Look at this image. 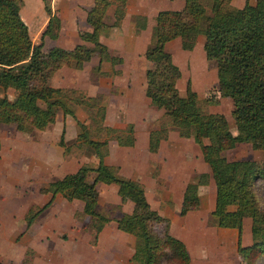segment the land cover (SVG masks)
Returning <instances> with one entry per match:
<instances>
[{"label": "trees", "instance_id": "trees-1", "mask_svg": "<svg viewBox=\"0 0 264 264\" xmlns=\"http://www.w3.org/2000/svg\"><path fill=\"white\" fill-rule=\"evenodd\" d=\"M127 1L93 0L86 12V22L91 30L79 33L81 43L71 49L53 46L44 50V37L57 39L61 24L57 15H51L46 0L45 9L50 17L38 43L32 41L29 26L21 16L23 0H0V125L14 124L18 132L33 133L53 124L59 109L64 116L74 118L75 107L80 106L92 116L94 127L103 132V137L106 136L100 140L92 139L88 128L76 119L80 129L76 139L86 145L98 163L95 167L82 165L76 172L40 187L39 192L49 194L50 199L42 206L28 207L24 214L26 226L42 217L54 197L60 194L68 201L83 203L78 216L87 217L88 224L83 227L90 231L95 245L99 233L109 221L97 212L96 186L98 183H115L122 201L134 203L132 213L116 220L120 229L134 237L130 261L133 264H190L185 243L170 233V220L151 208L144 186L120 176L118 166L103 161L108 153L109 140L120 146L135 144L132 131L104 125L106 106L101 94L89 98L76 88L49 84L61 68H72L76 74L80 73L84 63L93 57L99 59V64L91 70L94 75L111 77L121 74L119 70L111 73L101 69L103 62L115 67L123 60L100 41V34L105 26L121 24ZM230 1L184 0V6L179 10L159 11L144 53L151 63L145 70V96L154 108L163 110L164 117L180 136L193 137L210 168V174L202 173L197 182L186 185L180 214L185 215L200 207L198 187L207 184L211 176L216 197L208 224L237 229L242 262L264 264V160H229L221 154L242 143L249 144L254 150H264V0H257L254 5L246 0L243 7H235ZM111 6L113 21L108 25L104 18ZM146 22V16L138 15L136 29H145ZM200 35L205 38L203 50L206 58L216 63V91L220 97L232 100L235 133L223 113L207 112L196 101L197 93L191 88L190 81L185 95L180 94L177 87L181 70L165 46L179 38L183 50H192ZM9 88L16 92L13 99L7 95ZM168 131L161 125L158 130H151L149 137L151 141L166 139ZM212 137L214 142L204 141ZM59 144L65 145L63 132ZM67 150H64L65 156ZM244 218L252 221V243L247 246L241 244Z\"/></svg>", "mask_w": 264, "mask_h": 264}, {"label": "crops", "instance_id": "crops-1", "mask_svg": "<svg viewBox=\"0 0 264 264\" xmlns=\"http://www.w3.org/2000/svg\"><path fill=\"white\" fill-rule=\"evenodd\" d=\"M162 4H164L169 9L162 7ZM77 5L81 7L82 19L80 21V24L75 21L71 22L70 28L67 27L68 24H66V26L64 25L63 18H60L54 12L51 13V15L54 14L59 17L61 24L57 39L52 40L49 37L47 38V40L52 42L51 44H49L50 47L59 46L66 49H71L77 43H81V40L79 39V33L81 31L91 30V27L86 22V12L93 5V0H84L83 4L80 3ZM183 6L184 0H128L126 3V14L121 24L117 27L105 26V30H103L102 34H100V41L104 43L114 55L121 57L123 60L122 64H120L121 68L116 67V69L121 70V75H119L120 77L117 76L116 80H112L110 78L111 81H114L113 84L116 85V87H114V92H117L118 96L121 95L124 97L125 95L131 94V90L135 86L131 82H125L126 84H122L120 82L123 81L125 77L123 66L125 67V65L130 61L132 62L137 59L138 62L143 66L142 68L144 69V74L145 70L151 66V63L145 58L144 53L149 45L151 29L156 23V17L159 11L179 10ZM112 10L113 6L108 9V12L104 18L105 23L108 25L113 21ZM108 15H110L112 19L110 23H108L107 21V18L109 17ZM138 15L146 16V28L143 30H137L135 27V20ZM49 17L50 16H48L46 20V24L49 20ZM46 37L47 36H45L44 38ZM69 43L73 44V47L67 48L66 45ZM98 62L99 60L97 59L96 64ZM87 63L89 62L84 63V65ZM84 65V69H82V71H80V74L75 78L74 84L67 88H76L78 90L85 89L78 86V80L79 78H81V76L83 77V75L89 76L91 68L95 65L91 66V68L89 69L90 72L89 70L87 72L85 71ZM63 68L73 70L72 68L68 67ZM103 69L105 70L106 68ZM94 77L96 82L94 81L91 82L92 84H89L91 91L88 90V97H92L97 94L107 96L109 93V88L111 86V81L110 83L106 84L103 76ZM121 77V80H117ZM53 79L54 77L51 79V81H53ZM51 86L62 87L53 86L52 84ZM145 86L146 82L144 76L143 84L139 87L144 97ZM112 97L113 95L110 96V99H112ZM105 106L106 116L104 119V125L123 129L127 132L128 130H131L132 134L135 137V144L133 146H120L116 141L109 140L107 145L108 153L103 159L104 163L107 165L118 166V174L120 176L136 180L144 186L145 195L151 208L161 216L167 217L170 220V233L185 243L190 255V264H235V261L240 262L239 260H236V258H233L234 254L237 256L239 253L238 230L235 228H223L211 226L208 224L210 213L215 207L216 197L215 184L211 176L208 179L207 184H201L198 187L200 207L197 210L187 212L185 215L180 214V208L182 205L183 194L186 185L188 183L197 182L199 175L202 173L210 174V168L208 164L204 162L200 147L194 142L193 137L180 136L179 132L177 131V134H175L176 137H174V141L176 142V144L173 145L172 142L171 146H167V142L169 140H173V136L171 134L169 135L168 131V139H160L157 142H153L149 137V133L151 130L158 129L156 128V124L158 123V121L153 123V118L148 117L145 110L141 112L139 109H136V111H134L135 115H133L131 119L130 115L128 116V114H130V104L128 103V101L125 100L113 105L109 104L108 106ZM110 110L113 111L112 118H110ZM65 121L67 122V119ZM3 138L4 137L0 133V161L4 162V160L11 159L13 148L11 150V156L8 159L6 155L4 156L3 152ZM102 139H104V137ZM204 141L208 142V139H205ZM10 143L15 145L17 141L13 140V137H11ZM194 143L198 147L195 146ZM224 152H222L221 154H223ZM62 156L63 150L61 153V157ZM61 159V162L58 164L61 166L60 168L63 169V174L58 178H61L65 174L76 172L83 165V163L89 162L91 163V165L89 166L92 167H95L98 163V159L96 157H88L84 154H82L81 156L67 155L65 158L62 157ZM32 170L33 176L38 175L39 177V174H34V168ZM5 172L6 170L3 173ZM7 174L11 176L10 179L13 182V176L15 175L14 169L10 168ZM50 181H52L50 180V178H48L47 180H39L37 177H35L32 181L28 180V183H32V188L36 189L38 191L37 193H40V187L45 186ZM10 185L12 188H17V180ZM0 186L1 189L4 188L1 183ZM205 186L209 187L211 190L210 194L207 196L208 199L203 194V191H205ZM96 187L98 190L97 212L104 216V214L100 212L98 207L106 205L108 206V208H110V211L114 213L112 217L104 216L108 218L109 221L102 228L101 232L99 233L98 239L101 240L105 236V232L109 231L112 235L113 243L116 244V241L118 240V245L116 246H118L119 250L122 247H126L130 261V257L134 251V237L131 234L120 229L116 220L121 218L125 214L132 213L134 209V203L130 200L122 201L117 193L118 187L115 183H98ZM41 197L44 199L42 205H44L50 199L49 194H42ZM77 201L79 200L68 201L62 195L57 194L50 206L52 207L55 204L69 205ZM79 202L81 203L80 209H82L83 203L81 201ZM47 211L48 209L46 210V212ZM46 212L37 221L33 222L32 225L27 227L28 229H30L29 231H31L29 233L32 234V236L30 237L35 239L36 241V246H33V251H36L37 254L42 255L49 253L51 237L59 238L60 233H65V236L70 238L71 235L72 239L74 240L78 237L80 232V228L77 226L74 227V223L72 222L69 224L68 231L70 234H68L66 232L67 226L63 224V219L61 218V216H55L54 221L56 222V224H54L53 227H50L51 230H45L46 225H51L50 223L54 222L52 221L53 219L50 220L48 218ZM8 217L10 218L9 222L11 226H9L10 230L7 231L9 232L8 235H11L13 237L14 232L18 229L19 221L17 218L13 217L12 214H9ZM6 219L7 216H3L2 214H0V234L2 233V224L5 223ZM251 226V219L244 218L241 233V244L243 246H247L252 243ZM55 229L58 232L54 231L53 233H51V231Z\"/></svg>", "mask_w": 264, "mask_h": 264}, {"label": "rangeland", "instance_id": "rangeland-1", "mask_svg": "<svg viewBox=\"0 0 264 264\" xmlns=\"http://www.w3.org/2000/svg\"><path fill=\"white\" fill-rule=\"evenodd\" d=\"M256 1L257 0H249V3L254 5ZM83 2L84 0H46L45 3L49 6L50 13L54 12L60 18H63L64 25L66 26V24H68L67 27L70 28L71 22L75 21L80 24L82 12L81 7L77 4H83ZM45 3L44 0H23L20 9L22 18L29 26L30 36L34 43L39 42L41 31L46 24L48 16H50L45 9ZM245 3L246 0L230 1V4L235 7H243ZM162 5V7L169 9L164 4ZM108 16L107 21L110 23L112 19L110 15ZM104 28L101 30V34L103 30H105ZM47 38L48 37L44 38L43 41L44 50L48 49L50 47L49 44L52 43L47 40ZM204 40V36H198L196 44L192 50H183L180 46L179 38L166 44V50L172 55L173 62L178 65L181 70V78L177 83V87L180 94L185 95L187 82L190 81L191 88L197 93L196 101L207 112L223 113L229 122L230 129L235 133V122L231 116V111L233 109L232 100L230 98L220 97L216 91V63L215 61L206 58L203 50ZM72 45L73 44L69 43L66 47L71 48L73 47ZM97 59V57H93V60L91 59L92 61L90 60L89 63L84 65L86 72L91 66H97L99 64V62L96 64ZM95 66L92 68L94 69ZM100 66L101 69L106 68L105 71H110L111 73H113L114 70L121 71L120 69H116V67L121 66L120 64L113 67L110 63L103 62ZM142 67V64H140L137 59L132 62L130 61L125 67L123 66L125 77L123 81L120 82L122 84H126L125 82H131L135 85L131 90V94L125 95L124 97L121 95L118 96L117 92H114V87H116V85L113 84L114 81H111V79L116 80L119 75L111 77L103 76L106 84L111 81V86L108 95H102V102L104 105L108 106L109 104L113 105L125 100L128 101L130 104V114H128V116L130 115L131 119L132 116L135 115L134 111H136V109H139L141 112L145 110L147 116L153 118V123L158 121L156 128L159 129L161 125H164L169 129V135L171 134L173 136V140H169L167 146H171L172 142L173 145H175L176 142L174 141V137H176L175 134H177V130H172L173 128L169 120L163 115V110L154 108L150 104L149 99L146 96L144 97L139 89L143 84V78L145 76ZM79 74L80 73L76 74L74 70L63 68L54 74V79L51 81L52 77L49 84H52L53 86H62L59 88H67L74 84L75 78ZM94 76L96 75L91 71L89 76L83 75V77L81 76L78 80V86L80 88H85L80 89V92L85 94L86 97H88V90L91 91L89 84H92L91 82L94 81L96 82ZM121 79L122 77L117 80ZM15 94L16 92L13 88L7 90V95L10 99H13ZM111 95H113L112 99H110ZM89 98H91V96H89ZM90 103L91 101L89 99L88 105H90ZM112 112L113 111L110 110V118L113 117ZM91 117L86 110L77 106L75 107L74 118L70 115L64 116L62 110L59 109L56 113L53 124L48 126L45 130H35L33 133H17L14 124L0 125V133L4 137L3 152L4 156L6 155L8 159L11 156V150L13 148L11 159L4 160V162L0 161V183L4 187L1 189L0 186V214L7 216L5 223L2 224V233L0 234V264H132V262L129 261V254L126 247H122L119 250L118 246H116L118 245V240L116 241V244H114L112 241V235L109 231L105 232V236L101 240L98 239V245L92 244L90 231L83 227L88 224V219L85 216L82 218L81 216H78V214L81 213V203L79 201L73 202L69 205L55 204L52 207L50 206L51 208H48V211L46 212L48 218L50 220L53 219L52 221H54L55 216H61L63 224L67 226L66 232L68 234H70L68 231L70 223L73 222L74 227L77 226L80 228L79 235L74 240L71 235L70 238L65 236V233H60L59 238L51 237L50 251L48 254L42 255L33 251V246H36V241L30 237L32 236V234L29 233L31 231L27 228L29 226H26L23 218L28 207L32 205L41 206L44 202V199L41 197L42 194L37 193L38 191L32 188V183H28V180L32 181L35 177L39 180H47L50 178V180L53 181L59 179L58 177L63 174V169L60 168L61 166L58 163L61 162L62 157H66L64 155V150L66 148H68L67 152L69 151V156H81L82 154L88 157L94 156L88 151V149H86L85 144H81V140L75 138L80 132V129L76 124L77 120L84 123L88 128L90 134L89 137L96 140L103 138V132H99L96 127H94V120ZM66 119L67 122L65 121ZM62 132L65 142L64 146L59 144ZM11 137H13V140L17 141L15 145L10 143ZM104 138H106V136ZM157 141L159 140H153V142ZM214 141L215 139L213 137L208 139V142ZM80 145H83V147H80ZM195 146L197 145L195 144ZM62 150L63 156L61 157ZM222 155L229 160L252 159L256 162L264 160V150H254L247 143H242L233 149L227 150ZM83 165L89 166L91 163L86 162L83 163ZM10 168H13L15 171L13 182L10 179L11 176L7 174ZM33 168L34 174H39V177L41 178H39L38 175L33 176ZM5 170L6 172L3 173ZM16 180L18 187L12 188L10 184L14 183ZM204 189L205 191H203V194L207 198L211 190L207 186H205ZM98 209L106 217H112L114 214L106 205H102L101 207H98ZM9 214H12L13 217L17 218L19 221L18 229L14 232L13 237L8 235L9 232L7 231L10 230L9 226H11L9 222L10 218L8 217ZM50 224L51 225H46L45 230H51L50 227H53L56 222L54 221ZM54 231L58 232L55 229L52 230L51 233ZM233 258L240 261H235V264H244L239 253L237 256L234 254Z\"/></svg>", "mask_w": 264, "mask_h": 264}]
</instances>
